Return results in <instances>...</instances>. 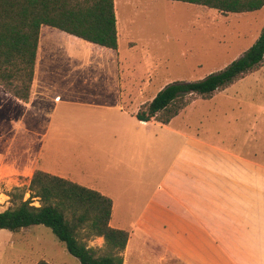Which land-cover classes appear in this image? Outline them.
<instances>
[{
    "label": "rangeland",
    "instance_id": "1",
    "mask_svg": "<svg viewBox=\"0 0 264 264\" xmlns=\"http://www.w3.org/2000/svg\"><path fill=\"white\" fill-rule=\"evenodd\" d=\"M114 3L119 29L115 50L90 47L57 30L43 32L31 100L0 95V155L31 152L40 170L93 190L112 191L118 216L124 201L131 211L137 210L140 179H155L156 184L164 177L198 174L206 161L190 153L197 145L188 139L150 121L143 126L136 115L168 84L202 80L241 57L264 27V6L244 14H222L178 1ZM170 122L171 130L264 166V64L211 98L191 102ZM214 152L210 158L216 157ZM26 175L14 172L0 156V212L11 205L8 194L13 188L27 189ZM144 187L145 194L150 192ZM28 196L25 193L23 199ZM32 205L39 206L38 201L32 199ZM176 210L164 203L160 214L169 217ZM123 217V226H129L130 217ZM140 233L136 228L129 245L135 259L155 262L170 255L162 243L150 241V247H144ZM158 234L166 245L180 240L170 231ZM85 242L103 245L102 238ZM40 260L79 264L42 225L0 230V264Z\"/></svg>",
    "mask_w": 264,
    "mask_h": 264
},
{
    "label": "trees",
    "instance_id": "2",
    "mask_svg": "<svg viewBox=\"0 0 264 264\" xmlns=\"http://www.w3.org/2000/svg\"><path fill=\"white\" fill-rule=\"evenodd\" d=\"M195 4L222 14L261 9L264 0H168ZM50 26L94 45L117 48L113 0H0V87L27 102L33 80L39 29ZM264 64V27L257 40L223 70L195 82H173L160 90L136 115L139 121L168 124L187 105L209 99ZM25 193L29 196L23 199ZM10 206L0 212V230L12 232L42 225L79 264H123L129 233L109 226L112 201L99 192L41 170H35L26 190L8 194ZM32 199L39 206L32 205ZM102 238L91 247L89 238ZM36 264H49L44 260Z\"/></svg>",
    "mask_w": 264,
    "mask_h": 264
},
{
    "label": "crops",
    "instance_id": "3",
    "mask_svg": "<svg viewBox=\"0 0 264 264\" xmlns=\"http://www.w3.org/2000/svg\"><path fill=\"white\" fill-rule=\"evenodd\" d=\"M113 5L116 18L114 0ZM47 30L48 33L57 30L70 35L56 28L41 25L35 63L40 39L43 32ZM116 31L118 41L117 18ZM70 36L85 42L90 47L112 50L86 42L76 36ZM35 63L28 101L31 100L35 87L33 82ZM0 95L3 98L7 96L21 102L6 93L1 87ZM139 122L146 126L149 121ZM150 122L160 125L176 136L186 138L192 144L197 145L191 146L190 153L200 155L206 158V161L198 174L190 172L191 175L186 173L183 178L164 177L159 179L156 184H152L155 179H140V183H137L140 190V192L137 190V210L131 211V206L123 200L122 214L118 216L115 215L112 191L95 190L112 201L109 226L129 233L126 247L122 253L123 264H264V166L226 150L217 149L204 141L191 138L181 132L171 130L169 128L171 122L167 125L154 120H150ZM154 141L156 142V140ZM192 144L185 143V146ZM124 147H126L124 142L119 145L121 151L124 150ZM195 147L197 148L196 152H194ZM8 152L0 155L1 161L8 164L18 174L26 172L28 182L32 173L35 170H40L34 153L28 152L26 154L18 150L17 153L12 155L9 153L8 155ZM210 152H214L216 157L210 158L208 155ZM41 171L54 175L46 170ZM74 183L78 184L79 182L75 181ZM125 184L127 183L125 182ZM146 185L150 190V192L147 191L148 195L143 192ZM126 187L128 190L130 185ZM129 193L124 191L126 198H130ZM164 203L177 209L171 211L169 217L160 214V207L163 209ZM124 214L125 217H130L129 226H123ZM136 228L141 232L138 235L144 247H150V241L162 243L169 248L170 255L158 257L155 262L140 257L135 259L129 245ZM161 231L176 233L174 236L178 235L180 240H175V243H171V245L163 244L165 240L161 239L158 234ZM181 232L185 234L179 235ZM191 233H194L195 239H200V241L191 239ZM182 236L185 237L186 243ZM170 237L172 238L173 235L171 234ZM199 242L201 247H197ZM194 249H201V252L197 254Z\"/></svg>",
    "mask_w": 264,
    "mask_h": 264
}]
</instances>
